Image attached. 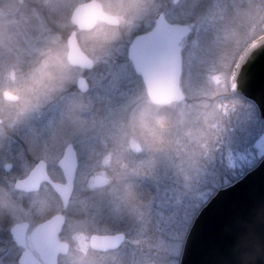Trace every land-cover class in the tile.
<instances>
[{
  "label": "rangeland",
  "instance_id": "1",
  "mask_svg": "<svg viewBox=\"0 0 264 264\" xmlns=\"http://www.w3.org/2000/svg\"><path fill=\"white\" fill-rule=\"evenodd\" d=\"M254 2L161 0L159 9L164 10L169 20L191 25L189 35L183 39L181 81L198 91L202 99H207V93L202 90L205 69L215 59L222 31H231L233 26L229 20L234 12L246 9ZM18 9L28 13L39 11L34 5H21L19 0H9L6 7L0 4V19L12 21L7 32L0 36V91L7 89L19 99L32 64L58 29L41 28L34 33L37 39L33 40L29 20ZM152 16L116 46L106 64L84 75L89 84L88 91L81 93L73 84L54 102L29 113L13 128V137L8 133L0 134V200H11L8 214L0 218V264H16L20 249L15 248L7 236V228L22 220L19 210L34 204L37 193L47 199L54 211L55 205L60 203L48 186H42L25 197L13 188V178L26 174L38 160L34 155L38 149L48 153L47 158L39 159L52 167L61 156L64 145L71 143L78 160L61 233L70 248L66 254L58 256L57 264H93L94 261L98 264H159L161 259L165 264H178L186 232L208 194L231 183L264 155V124L258 123L260 118L255 113V105L236 92L231 101L223 99L218 104L229 119L220 126L223 143L216 154L205 161L202 170L192 158L199 144L184 134V128L176 132L182 156H177L176 149L167 142L160 153L147 151L139 144V150L134 149L136 144L126 151L115 147L118 131L133 110L149 107L152 118L165 113L178 117L173 109H156L147 105V96L126 56L128 42L139 28L151 24ZM197 16L202 19L192 23ZM231 65L226 68L228 73ZM212 80L226 93L221 75L213 76ZM13 105L0 100L2 119ZM183 107L187 109L188 105ZM70 110L78 111L80 116V123L71 128L67 127ZM54 139L60 140L59 148L52 147ZM10 161L13 167L4 172L3 164ZM112 168L126 176L127 186L112 193L99 191L107 179L106 171ZM179 168L194 174L190 189L184 187ZM96 175L103 177V185H93ZM141 201L148 204L146 228L132 225L127 215L129 208ZM73 220L84 221V224L70 229ZM35 223V220L29 223L30 227ZM72 231L77 232L75 240L70 239ZM119 231L124 232L125 238L115 249L95 252L88 247L89 233ZM158 233L170 238L179 237L180 246L161 257L151 246Z\"/></svg>",
  "mask_w": 264,
  "mask_h": 264
},
{
  "label": "clouds",
  "instance_id": "2",
  "mask_svg": "<svg viewBox=\"0 0 264 264\" xmlns=\"http://www.w3.org/2000/svg\"><path fill=\"white\" fill-rule=\"evenodd\" d=\"M43 7V12L22 11L29 20L31 38L36 40L34 33L41 28L58 29L54 38L48 41L32 64L23 83L19 99L12 106L3 120L0 121V134H6L19 124L29 113L42 109L54 100L69 86L76 83L86 73L100 65L106 64L116 46L121 44L141 23H147L152 14L160 8L161 0H97L104 14V19H91L82 14V6L91 0H36ZM175 2V0H174ZM9 0H0L5 7ZM23 4L24 0H19ZM202 17L197 16L192 23H197ZM12 21L0 19V36L5 34ZM229 23L232 30L221 33V40L215 50V59L208 63L203 77V91L207 99H202L198 91L187 83L180 82L183 93L181 101L160 104L147 97L146 103L151 108H170L178 113H165L154 118L150 117L149 107L133 110L122 123L117 134L115 147L126 151L131 145L139 144L147 151L160 153L167 142L176 149L177 156L183 155L176 132L184 128V134L198 142L194 150L193 160L198 169H203L206 160H210L223 143L220 137V126L228 121L229 115L218 107L223 99L231 101L235 89L234 78L226 71L229 64L239 63L248 53L255 40L264 41V0H255L248 8L238 10L231 16ZM255 28V31H253ZM76 50L85 57L84 63L70 59ZM221 75L226 85V93L218 89L212 77ZM187 104V109L183 105ZM80 123L78 111L70 110L67 117V127H75ZM61 142L54 139L53 148H59ZM36 159L48 156L43 149L34 153ZM154 163H159L155 161ZM184 187L190 189L193 184V173L179 168ZM107 179L99 191L112 193L119 187L127 186L126 176L116 168L106 171ZM34 204L20 209L22 221L39 226L44 220L63 211V203L55 205V211L47 199L39 196ZM10 199L0 200V218L8 214ZM129 222L139 228H146L148 221V204L139 202L128 210ZM84 221L73 220L70 225L75 228ZM10 231H16L13 224ZM77 232L70 233V239L75 240ZM161 257L180 246L179 237L170 238L156 234L151 245ZM23 260V255L21 257ZM93 264H98L94 261ZM159 264H165L161 259Z\"/></svg>",
  "mask_w": 264,
  "mask_h": 264
},
{
  "label": "water",
  "instance_id": "3",
  "mask_svg": "<svg viewBox=\"0 0 264 264\" xmlns=\"http://www.w3.org/2000/svg\"><path fill=\"white\" fill-rule=\"evenodd\" d=\"M80 11L91 19L106 18L97 0L84 4ZM189 31V24L168 22L158 13L155 25L135 34L128 44L133 70L141 76L146 96L156 103L181 101V39ZM70 59L85 62V57L76 50ZM229 74L235 80L232 88L254 103L258 117L264 121V41L255 40L246 56L231 65ZM76 86L85 91L88 84L81 77ZM2 95L9 100L17 98L9 91H3ZM134 149L139 150V145H134ZM76 164L75 149L67 143L58 160L64 182L52 180L45 172V161L39 159L29 174L17 179L14 185L19 189L35 190L42 180H47L65 206L72 190ZM10 166L7 162L4 169ZM102 183L103 177L95 176L93 185ZM63 222L64 215L58 212L35 226L30 240L37 256L24 249L17 263L56 264L57 254L69 249L66 241L57 238ZM26 224L15 223L16 231H11L18 245L24 244ZM124 238L123 232L91 233L88 245L93 250L108 251L119 246ZM178 264H264V155L239 178L219 187L200 207L184 237Z\"/></svg>",
  "mask_w": 264,
  "mask_h": 264
},
{
  "label": "flooded vegetation",
  "instance_id": "4",
  "mask_svg": "<svg viewBox=\"0 0 264 264\" xmlns=\"http://www.w3.org/2000/svg\"><path fill=\"white\" fill-rule=\"evenodd\" d=\"M25 3V2H24ZM28 4V5H27ZM21 5H24V6H30V5H34V6H36V8L38 9V11L39 12H43V7H42V5L41 4H39V3H37V2H35V1H33V0H27V2L25 3V4H21ZM158 13H162L163 14V16L165 17V19L168 21V22H173V21H171V20H169L168 18H167V16L165 15V12H164V10H161V9H158L154 14H153V16H152V20H151V24L148 26V27H141V28H139V30L135 33V34H137V33H142V32H146L147 30H149V29H151L154 25H155V16H156V14H158ZM189 24V23H188ZM189 26H190V28H191V25L189 24ZM191 31V30H190ZM190 33V32H189ZM189 33L188 34H186V35H184L183 37H182V39H181V56H182V48L184 47V43H183V39L184 38H186V36L187 35H189ZM134 34V35H135ZM133 35V36H134ZM132 36V37H133ZM130 42V41H129ZM129 42H128V44H129ZM128 44H127V48H128ZM127 48H126V56H127V58L129 59V57H128V51H127ZM182 73V72H181ZM137 75V77L139 78V80H140V82H141V85H142V87H143V90H144V92H145V89H144V85H143V83H142V80H141V76L139 75V74H136ZM84 77V76H83ZM85 78V77H84ZM85 80H86V78H85ZM86 82H87V80H86ZM87 84H88V82H87ZM75 86H76V83H75ZM76 88H77V86H76ZM78 89V88H77ZM88 89H89V84H88V87H87V89L85 90V91H81V90H79L81 93H85L86 91H88ZM3 91H8L7 89H3V90H1L0 91V100L2 101V102H8V103H12V104H15V102H17L18 101V96H17V98L15 99V100H9V99H5L4 97H3V95H2V93H3ZM10 92V91H9ZM3 119H2V117H0V121H2ZM14 129L12 130V131H8L7 133L9 134V135H11V137H13V134H14ZM65 146V145H64ZM64 148V147H63ZM62 154H63V149H62ZM62 154H61V156H62ZM75 154H76V151H75ZM60 156V157H61ZM60 157H59V159H60ZM58 159V160H59ZM39 160V159H38ZM37 160V161H38ZM58 160L56 161V164L53 166L52 165V167H51V165H49V164H47L46 163V161H45V172H46V174L52 179V180H54V181H60V182H64V178H63V174H62V170H61V168H60V166L58 165ZM37 161L34 163V165H33V167L32 168H30L28 171H27V173L26 174H24V175H22V176H17V177H14L13 178V188H14V190L15 191H17V192H21L22 194H23V196L25 197L26 195H28L29 193H31V192H34V191H36V190H38V189H40L42 186H48L49 188H51L52 189V191L58 196V198H59V200H60V203L62 202L61 201V199H60V196L53 190V188H52V186L49 184V182L47 181V180H42L40 183H39V185H38V187L35 189V190H26V189H19V188H16L15 187V185H14V183H15V181L17 180V179H23V178H25L28 174H29V172L34 168V166H35V164L37 163ZM76 161H77V164H76V168H77V165H78V160H77V156H76ZM5 163H7V162H5ZM4 163V164H5ZM9 163H11V166H10V168L8 169V170H5L4 169V164H3V166H2V169H3V171L4 172H8L12 167H13V163L10 161ZM75 171H76V169H75ZM60 175V177H58ZM75 175V174H74ZM74 179V178H73ZM72 184H73V182H72ZM101 185H103V183L101 184ZM100 185V186H101ZM72 188H73V185H72ZM71 195V194H70ZM69 200H70V196H69ZM69 200H68V202H69ZM68 202H67V204L65 205V206H63V211H60L63 215H64V222H63V224H62V226H61V229L58 231V233H57V238H58V240H61V241H67L66 240V238H64V236L63 235H61V233H62V229H63V226H64V223H65V220H66V215H65V210H66V208H67V205H68ZM23 221L21 220V221H16V222H14V223H12L11 225H9L8 226V228H7V236H9V238H11V240H12V242H13V244H14V247L15 248H17V249H20V252H19V254L17 255V257H16V264H18L17 263V259H18V257H19V255L22 253V251L24 250V249H29L31 252H33L34 254H36V252L33 250V247H32V245H31V240H30V234H31V231L33 230V228L35 227V225H36V223L32 226V227H30V224L29 223H27L26 224V227H25V232H24V244L23 245H18V244H16L15 243V241L13 240V236H12V233H11V231H10V228H11V226L13 225V224H15V223H22ZM6 222L4 221V223L3 224H5ZM28 233V234H27ZM28 235V236H27ZM27 239H28V243H29V246H31V248L27 245ZM68 242V241H67ZM69 243V242H68ZM69 245H70V243H69ZM13 247V250H15V248ZM70 248V247H69ZM59 255H61V254H58L57 255V263H58V256ZM56 263V264H57Z\"/></svg>",
  "mask_w": 264,
  "mask_h": 264
},
{
  "label": "trees",
  "instance_id": "5",
  "mask_svg": "<svg viewBox=\"0 0 264 264\" xmlns=\"http://www.w3.org/2000/svg\"><path fill=\"white\" fill-rule=\"evenodd\" d=\"M255 109H256V108H255ZM255 113L257 114L256 110H255ZM256 119H258V117H257ZM258 123H259V124H260V123H263V124H264V122H263L262 120H260V119H258ZM58 177H60V175H59ZM238 177H239V175L236 176L235 178H233V180H235V179L238 178ZM60 178H61V177H60ZM233 180H232V181H233ZM212 194H213V192H211L210 194H208V196L206 197V200H207ZM206 200H205V201H206ZM205 201H204V202H205ZM204 202H203V203H204ZM203 203H202V204H203ZM202 204H201V205H202ZM201 205H200V207H201ZM200 207H198V209H199ZM198 209L196 210V212L198 211Z\"/></svg>",
  "mask_w": 264,
  "mask_h": 264
}]
</instances>
